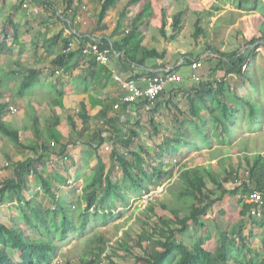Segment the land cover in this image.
Returning <instances> with one entry per match:
<instances>
[{"label":"crops","instance_id":"1","mask_svg":"<svg viewBox=\"0 0 264 264\" xmlns=\"http://www.w3.org/2000/svg\"><path fill=\"white\" fill-rule=\"evenodd\" d=\"M53 1L56 2L53 6L56 10L55 15L46 11L39 0H29L28 7H23L21 0H0V56H3L4 60L6 58L5 62L0 58V87L4 88L0 89V105H6L1 118L10 126L19 129L20 139V144H17L13 138L0 135V182L9 179L19 180L15 169L20 161L33 160L31 167L35 170L27 175L21 187L20 195L24 200L17 202L14 199L4 203L2 198L10 197L6 195L10 191L0 193V218L7 223H15L19 227L21 225L20 228L27 235L33 233L30 226L29 228L25 226L28 225L25 222V214L31 217V208L45 210L44 212L49 210L53 213L54 208L66 207L68 231L76 230L71 225L81 218L80 214H86L89 219L92 213L96 218L99 217L96 214L107 211H124L121 202L116 201L117 204L114 205V198L110 204L103 203L97 207H94L96 205L94 201L91 208L86 210L87 195L94 191L95 200L99 197L98 191L88 187L97 166L101 164L105 172L112 169V162L107 155L108 150L99 148L95 151L94 146L91 148L87 144H92L90 140L99 130L105 138L104 144L108 145L116 140L118 142L114 137L111 139V135L123 134L122 137H125L133 128L150 134L153 132V125L158 126L161 131H171L172 135L187 134L189 132L186 129L187 123L183 130L178 128L175 124L176 117L170 115L168 110L176 106L198 122V117L189 113L187 96L193 85L209 84L208 81L223 77L224 71L216 70L220 56L216 50L231 52L240 49L239 54L251 51L250 57H253L255 52L258 53L256 55L262 60L257 59L255 63H249V57L243 65V70H248L251 81L253 77L258 79L257 85L254 84L259 86L261 94L264 93V43L259 40L250 44L253 37L262 36L260 26L264 22L262 13L264 0H259V5L254 10L250 7L244 9L243 3L238 4L237 0H138L128 7L125 13H122V8L126 0H118L100 22L98 12L102 0H74L71 8L73 11L69 10L74 14L73 21L61 15L66 9L67 0ZM34 9H37V12H33ZM179 12H181L179 24L173 27V18ZM198 20L203 31L195 35V23ZM163 21L165 25L162 30ZM253 21L257 22V28L250 32ZM133 23L136 24L135 29L132 27ZM60 31L63 35L71 32L77 35L70 43L72 50H78L81 43L85 44L83 42L86 38H97L104 33L121 56L110 57L109 68L115 70L122 79H134L141 87L147 86L149 72L167 69L178 75L174 71L175 68L183 64H188L191 68V62L199 58L202 60V68L196 71L191 68V78L196 80L195 82L189 80L187 84H179L176 83L178 80L173 82L169 89L164 88V92L157 100L156 111H151L143 99L137 100L138 104L126 105L119 101L125 94L121 85L111 76L104 74L105 67L99 64L93 67L90 54L78 60L75 58L69 60L67 70L52 67V60L61 50L59 45L50 49L46 40ZM247 33H250L249 36ZM254 46L257 47L252 49ZM145 49H156L163 57L147 58L143 63L132 62L125 57L127 51L133 58L141 60V53ZM29 54L38 56L36 62L24 58ZM28 68L38 71V79L35 85L20 93ZM227 77L234 88L237 86V93L240 96H244L241 89L249 93L248 81L238 84L235 75ZM50 89L55 94L42 99V94L49 93ZM116 103L118 107H115ZM195 103L196 111L203 118L207 117L205 112H201L200 108L205 107L197 97ZM10 106L16 109L14 115L8 109ZM28 107H32L33 111ZM82 109L88 115L84 120L80 115ZM104 116L117 117V120L111 122L106 129L102 126L103 120H108ZM35 119L38 123H35ZM36 126L40 129V136L37 135ZM112 129H116L117 134H111L109 130ZM42 142L45 144L49 142L51 149L47 151L40 149L39 145ZM52 142L54 145H51ZM60 148L63 150L62 153L59 152ZM119 148L121 151L124 149L121 146ZM40 175L41 178L48 179L46 185L42 183ZM167 186L168 184L161 186L162 192L159 195L167 193L165 197L169 200ZM128 196L131 198L133 194ZM229 196L235 197L231 193H226L218 202L228 201L231 199ZM209 209L200 216L198 224H191V231L194 241L203 238V246L213 252L218 248V230L230 234L241 216L240 206L237 210L236 206L233 207L234 212H230L224 205L216 210ZM44 212L40 214L41 217ZM232 215H236V218L232 219ZM53 218L60 223L61 213L56 211ZM45 222L42 217L40 223ZM192 225L200 226L204 232L192 230ZM36 228L35 230H39ZM243 234L264 256L262 244L264 229L249 221L243 227ZM116 242L110 239L109 243L114 245ZM14 255L17 254H11L13 258ZM238 255L234 249L232 256Z\"/></svg>","mask_w":264,"mask_h":264},{"label":"trees","instance_id":"2","mask_svg":"<svg viewBox=\"0 0 264 264\" xmlns=\"http://www.w3.org/2000/svg\"><path fill=\"white\" fill-rule=\"evenodd\" d=\"M117 1L102 0L98 12V22L103 20ZM39 2L44 6L46 11H50L54 15L56 14V10L53 7L56 4L55 1L39 0ZM73 2L74 0H67L66 9L61 13L62 16L68 18L70 21L74 19L73 12H69V10L73 11L71 9ZM137 2L138 0H126L122 8V13H125L128 7ZM237 3H243L242 7L244 9H249L248 7H250L251 10H254L258 7L259 0H237ZM180 16L181 12L174 16L172 22L173 27L178 26ZM164 25L165 21L162 22V30ZM132 27L135 29L136 24L133 23ZM14 30L17 36L16 28ZM195 30V35L203 31V28L199 25V20L195 23ZM260 32L262 36L253 37L250 44H254L264 38V22L260 26ZM76 36L73 32L68 35H63V32L60 31L47 38L46 41L50 49L59 45L61 50L57 53L55 59L52 60V67L67 70L69 69V60L72 61L74 58L78 60L85 56L80 51V48L84 47L85 44L81 43L78 50H72L70 48V43ZM256 47L254 46L252 49ZM216 51L220 53L216 70H223V77L208 81L209 84L197 83L193 85L191 92L187 96L189 113L196 115L198 122L176 106L168 110L170 115L172 114L173 117H176L175 124L178 125V128L183 130L184 125L187 123L186 129L189 132L181 136L173 134L167 139L164 137L165 139H162L159 144L154 146L156 148H151L148 144L150 141L156 142L155 136L161 132V129L155 125H153V132L150 134L133 128L130 129L129 135L125 137H122L123 134L120 136L111 135V139L113 137L114 140L118 139V142L117 140L112 143L110 142L111 146L109 145V150L107 151V155L112 162V169L105 172L104 168L99 164L93 179L88 184V187L93 188L95 191L99 190L104 194L99 198L101 199V204H110L111 199L114 198L125 207L128 205L130 199L127 193L128 190L134 191L133 196L140 201L145 194L161 186H165L166 181L171 178L172 174L171 168L167 167L168 164L165 161L166 156L174 157L176 153H180L181 148H184V151L199 152L203 149L200 146L201 144H204L203 147L211 149V143L214 138L212 136H215V145L220 147L219 151L222 154V158L219 159L220 161L217 165L196 164L191 167L184 165L181 168L174 183L171 186H167L169 201L159 203L161 208L168 209L170 214L164 216L157 215L155 213L154 202L150 201L142 210V217L140 215L136 216L147 227L143 230L146 236V244L143 246L141 241L138 240L135 243L141 249V252H133V248L125 240L126 238L130 240L127 232H125L124 237L119 241L118 246L125 249V253L130 251L133 254L135 263L264 264V256L260 250L256 246H253L249 238L243 234V227L249 221L264 229V153L260 151L251 152L248 150V147L239 146V152L242 153L240 159L244 164L243 168L241 164L233 165L227 163L230 161V158L226 153L228 152L227 150L230 153L231 149L238 147L235 144L236 138L233 136L235 134L233 133L232 125L235 124V127H239L240 124L244 123L249 126L247 128L248 132L259 130L258 127L264 122V93L261 94V91L259 92V89L257 87L255 88V84L251 83L252 81L248 70H243V65L251 56V51L249 53L245 51L241 54H239L240 49L231 52ZM112 56H115V54H112ZM118 57L121 56L118 54ZM125 57L129 61L143 63L144 59L162 58L163 54L159 53L156 49H145L141 53V60L133 58L127 51L125 52ZM90 62L93 67L98 65L91 54ZM156 73L149 72L148 74L152 76ZM228 75H235L238 84H243V82L248 81L251 87L255 89L256 95L261 96V100H250L248 98L246 99V96H240L237 93V86L235 88L233 87V84L227 77ZM37 79L38 71L28 68L27 74L22 81L20 93L35 85ZM195 97L205 107L207 117L203 118L196 111ZM234 100L241 101V103L240 107H235L233 110ZM143 101L150 106L151 111H156L158 108L157 102L151 104L146 100ZM135 103L138 104L137 102ZM5 108L6 105H0V135L11 137L17 144H20L19 129L10 126L1 118ZM232 111L238 115L236 119H234ZM80 115L83 120L88 117L84 109H82ZM104 117L108 119L106 121L103 120L102 126L105 128L111 122L117 120V117ZM35 123H38L37 119H35ZM138 123L140 124V121ZM36 131L38 133L37 135L40 136L41 132L38 126H36ZM109 131H111V134H117L116 129ZM100 133L101 130L97 131L90 141L93 142L99 139V143H104L105 138ZM40 144L39 147L43 151H47L52 147L49 143L45 144L42 142ZM87 145L91 148L93 147L91 143ZM119 146L124 148L123 151L120 150ZM94 150L96 151L97 148H94ZM143 151L146 154H143ZM59 152L62 153L63 150L60 148ZM32 162L33 160L28 159L17 163L15 172L19 180L9 179L8 181L0 182V193L10 191L6 193L10 197L2 198L4 203H9L10 200L14 201V199L17 202L24 200V197L20 195V190L23 187V182L27 179V175L32 170L33 172L35 171L31 167ZM41 177L40 175L42 183L46 185L48 179ZM231 180L238 183L232 188H229L225 184ZM254 191H258L261 194L259 202L248 201V198ZM226 193H231L236 197L237 203L240 206L241 218L236 223L235 228L230 231V234L226 231L218 230V248L212 252L203 246V238H199L197 241L193 240L191 224H198L200 216L220 201ZM87 197L88 205L86 210L91 208V204L97 200H95L94 191L87 195ZM94 207H97V205H94ZM257 208L260 212L259 215L257 214ZM64 210H66V207H57L53 209L55 213H50L49 210L44 212L45 210L41 211L40 209L31 208V217L25 214V222L28 223L27 226H30L33 231L30 235H27L15 223L0 221V264H51L57 256L58 246L56 245L55 238L60 235L65 237L70 231L67 230L69 229L67 224L68 220L66 219L67 211ZM56 211H59L63 218L60 220L63 223L60 227L57 226L58 223L53 218ZM43 212L42 217L46 222L39 223L38 226L37 222H41L42 217L40 214ZM98 215L99 218L101 217L99 223L107 225L113 219L122 218L125 212L107 211ZM84 216L86 214L79 215V217L83 218ZM87 219L88 217L83 221V224L87 223ZM54 222L57 224L53 227L52 224ZM36 227L39 230H35ZM80 231L83 232L82 230ZM109 242L110 238L103 233L96 235V244H94V238L90 237L89 245L93 246L92 257L90 259L85 257L83 260L87 264H99L100 259L104 257L108 262V258H111L107 254L108 247H110ZM262 244L264 247V234ZM234 249L239 253L236 257L232 256ZM12 253H17L19 261H16L11 256ZM247 255L249 256L247 257ZM110 263L117 264L113 260Z\"/></svg>","mask_w":264,"mask_h":264},{"label":"rangeland","instance_id":"3","mask_svg":"<svg viewBox=\"0 0 264 264\" xmlns=\"http://www.w3.org/2000/svg\"><path fill=\"white\" fill-rule=\"evenodd\" d=\"M262 13H264V10ZM255 14H257V13H255ZM216 25L219 26V23H217ZM251 26L252 27H251L250 32H254L253 29L255 30V28H257V22L253 21ZM247 34L249 36L250 33H247ZM245 40H247V39H245ZM188 49L191 50L190 48H188ZM256 54H258V53L255 52L253 54V57H250L249 63H255V60L257 61V59H260V57L258 58V55H256ZM6 57H8V56H6ZM17 57H18V55L15 58H17ZM0 58H2V60H4L3 56H0ZM24 58L29 59L30 62H36L35 60L38 58V56H34L32 54H29L27 57H24ZM5 60H6V58H5ZM5 60H4V62H5ZM260 60H262V59H260ZM174 71L176 73H178V75L181 77V80H179L176 83H179V84L186 83L187 84L189 82V80H191L192 82L196 81V80L191 78L192 70L190 68V65H188V64H183L179 68H175ZM257 80L258 79L256 77H253L251 83H256V85H257V83H258ZM172 84L173 83L167 84L165 86L166 90L169 89V87L172 86ZM256 87L259 89V86H255V88ZM0 89L4 90L3 87H0ZM248 91H249V93H246V91L244 89H241V93L244 94V96H246V99L247 98L250 100L256 99L259 101L261 100V96L256 95L255 89L252 88L251 85H249ZM54 94L55 93H53V90L50 89L49 93L47 92V93L42 94V97H43L42 99H46V98H48V95L53 96ZM240 103H241V101L234 100V102H233L234 106H232V109L234 110L235 107H240ZM31 108L32 107H28V109L30 111H33V110H31ZM243 108H244V106H243ZM8 109H9V111H11L12 115H14L16 113V109L14 107L10 106ZM200 110H201V112L203 111V112H205V114H207L206 109H203L201 107ZM34 112L36 113L37 111H34ZM44 112L46 113V111H44ZM232 114L234 116V119H236V116H238V115L235 114L234 111H232ZM263 118H264V116H263ZM64 125L65 126L67 125L66 122ZM234 125H232V130H233V133L235 134L233 136L236 138L235 144L238 145V147H234V149H231L230 153H229V150H227L228 152H226V153H227L228 157L230 158V161L227 163H231L233 165L241 164V167L243 168L244 164L241 162V159H240V157L242 156L241 155L242 153L239 152V150H240L239 146L248 147V150L251 152L260 151V152L264 153V122L260 125V127H258L259 130L257 129L255 132H250V131L248 132L247 128H249V126H247L244 123L240 124L239 127H235ZM250 128H253V127H250ZM181 135L182 134H180L179 136H181ZM171 136H172L171 131H166V132L161 131L160 133H158L157 136H155L156 142L150 141L149 146L151 148L152 147L156 148L154 146L157 145V142L159 144L162 141V139H165V138L167 139V138H170ZM212 137H214V138H213L212 143H211V146H212L211 149L205 148V147H203L204 144H201L200 146H202L203 149H201V151H199V152H194V151H190V150L184 151V148H183V150H181L182 153H179V154L176 153V155L174 157L166 156L165 161L168 164L167 167L171 168V171H172L171 178L166 181V184L170 182L168 184V186H171V184L174 183V181L176 180V178L178 177V175L180 173L181 168L184 165H187L190 167L195 166L196 164H206V163L207 164L213 163V164L217 165V163L220 161L219 159L222 158V154L219 151L220 147H217L215 145V141H216L215 136L213 135ZM49 142H51V141H49ZM232 143H234V142H232ZM151 153H152V151H151ZM143 154H146V152L143 151ZM237 183L238 182L231 180L230 182L226 183L225 185L229 188H232ZM161 188L159 187V189H161ZM97 191L99 193L98 194L99 197L96 200V205L101 206V199H99V198H100V196H102L104 194H102L101 191H99V190H97ZM128 194L132 195L133 191L128 190ZM159 194L160 193L153 195L154 198L152 201L154 202V205H155V213L157 215H160V216L169 215L170 213H169L168 209H162L161 206L159 205L160 202H168L169 201L165 197V195L167 193L161 194V195H159ZM228 198H231V196H229ZM129 200H130L129 205L126 207H122V209L125 212V215L122 218H116L114 221L103 226V225H101V223H99L101 220V217L100 218L96 217L97 218L96 219L95 217H93L95 215L92 213V214H90L91 217L88 219L87 223L83 224V221L86 220L87 216H84V218L81 217V218H79V220H77L76 223H73V225H71V226L74 227L76 230H74V229L70 230L69 233H67V235L65 237H62V235H60V236H57L55 238V236H54L56 245L58 246L57 256L55 258L56 261L54 264H87V262H85L83 260V258L87 257L90 259L92 257V250H93V246L89 245V238L90 237L94 238V244H96V235L100 234V233H103L105 236L109 237L113 242L115 240L117 241L114 245H112V246L110 245L109 250H107V254H109L111 257L110 259L108 258V262H107L108 264H111L110 263L111 260H113L117 264L118 263L119 264H141V263H135L134 262L133 254H131L130 251L125 253V249L118 246L119 241L124 237L125 232H127L129 234L130 240H128L127 238L126 239L124 238V239L127 242H129V246L131 248H133V252H137V253L141 252V249L135 244L136 240L141 241L143 246L147 242L146 236L143 232V230H145L147 227L145 226L144 223H141L138 219H136L137 215H140L142 217V215L140 214V211H142L144 209L147 202L144 203L143 200L138 201L133 196ZM236 201H237L236 197H232L228 201L224 200L222 202H217L213 208H214V210H216V208H219L220 206L224 205L225 207H227V209L229 208L230 212H234L233 207L236 206V210H237V208H239V206L237 205L238 203ZM116 204H117L116 200L114 199V205H116ZM229 206H231V207H229ZM212 209H209V210H212ZM96 210H99V208H96ZM235 212L237 213V211H235ZM211 213H212V211H211ZM96 215H98V214H96ZM232 216H233V217H231L232 219L236 218V215H232ZM0 221L5 222V220L2 218H0ZM39 223L40 222H37L38 225H39ZM247 223H249V222H247ZM56 224L54 222L52 224V226L54 227V226H56ZM62 224L63 223L60 222L57 224V226L60 227V225L62 226ZM25 226H27V225H25ZM192 226H193L192 230L204 232V229L201 230L200 226H196V227L194 225H192ZM20 227H21V225H20ZM80 230H82L83 232H81ZM37 235H39V234H37ZM123 255H126V256L123 257ZM15 258H18L17 255L15 256Z\"/></svg>","mask_w":264,"mask_h":264},{"label":"built area","instance_id":"4","mask_svg":"<svg viewBox=\"0 0 264 264\" xmlns=\"http://www.w3.org/2000/svg\"><path fill=\"white\" fill-rule=\"evenodd\" d=\"M21 1L23 7H28L29 0H21ZM33 12H37V9H34ZM84 43L85 46L81 48L80 50L81 53L84 55H88V54L93 55L94 60L102 67H105L103 71L104 74L111 76L114 81H116L121 85V87L125 91V94L121 96L119 101L124 102L126 105H131L139 99L146 100L151 104H153L157 102L159 96L164 92V88L167 84L180 80V77L178 75L166 69L158 73L155 72L156 74L149 76L147 78L146 87L138 86L134 79L132 78L122 79L115 72V70L109 68L108 62L110 60L111 55L112 54L118 55L119 53L118 52L116 53V51L113 48V44L111 43L110 40L107 39L104 33L97 38H93V37L86 38V41ZM201 66H202V60L200 58L197 60H193L191 62V68L194 71L201 68ZM118 106H119L118 103H116L115 107ZM146 106L149 107L148 104H146ZM51 145H54V143L52 142ZM92 145L97 149L103 148L104 150H109V145L104 143L101 144L99 143V140L93 141ZM161 192H162V188L155 189L154 191L145 194L142 200L144 203L146 202L148 203L153 200L154 198L153 195ZM260 198H261V194L258 191H254L248 198V201L259 202ZM256 210H257V214L259 215L260 213L259 209L257 208ZM99 264H107V260L104 257H102L99 261Z\"/></svg>","mask_w":264,"mask_h":264},{"label":"clouds","instance_id":"5","mask_svg":"<svg viewBox=\"0 0 264 264\" xmlns=\"http://www.w3.org/2000/svg\"><path fill=\"white\" fill-rule=\"evenodd\" d=\"M16 254H17V253H16ZM17 257H18V255H17ZM14 259H15L16 261H19V257H18V258H15V257H14ZM54 260H55V259H54Z\"/></svg>","mask_w":264,"mask_h":264},{"label":"water","instance_id":"6","mask_svg":"<svg viewBox=\"0 0 264 264\" xmlns=\"http://www.w3.org/2000/svg\"><path fill=\"white\" fill-rule=\"evenodd\" d=\"M260 42L264 43V39H261Z\"/></svg>","mask_w":264,"mask_h":264},{"label":"bare ground","instance_id":"7","mask_svg":"<svg viewBox=\"0 0 264 264\" xmlns=\"http://www.w3.org/2000/svg\"><path fill=\"white\" fill-rule=\"evenodd\" d=\"M117 53V52H116Z\"/></svg>","mask_w":264,"mask_h":264}]
</instances>
